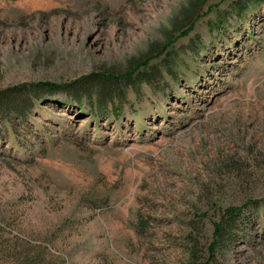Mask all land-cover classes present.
I'll return each instance as SVG.
<instances>
[{
    "label": "rangeland",
    "instance_id": "obj_1",
    "mask_svg": "<svg viewBox=\"0 0 264 264\" xmlns=\"http://www.w3.org/2000/svg\"><path fill=\"white\" fill-rule=\"evenodd\" d=\"M20 86L0 263L264 264V0H0V93Z\"/></svg>",
    "mask_w": 264,
    "mask_h": 264
},
{
    "label": "trees",
    "instance_id": "obj_2",
    "mask_svg": "<svg viewBox=\"0 0 264 264\" xmlns=\"http://www.w3.org/2000/svg\"><path fill=\"white\" fill-rule=\"evenodd\" d=\"M87 80L88 78H82L66 86V88H69V90H71L74 94L82 96L87 91ZM30 87L33 91L34 89L36 90V88L38 90L49 91L60 88L61 86L51 83H40L36 85H30L29 88ZM25 88V86H20L19 89L14 90L13 94L0 93V107H2V109L5 108L6 111L15 112V115L19 120L23 119L26 116V111L33 107L31 97L28 96V93L30 94L31 91L27 92ZM34 99H39V97L35 96ZM2 114L3 112H0V119L5 120L6 114L5 116H2ZM240 211L241 208H229L224 211L220 222L214 224L215 238H219L223 241L231 240L234 237V234L239 228V223L236 219H238L237 217L239 216ZM6 247L8 251L7 254L4 255V264H49L48 262H44L42 254L36 252L32 246H25L17 243L13 247Z\"/></svg>",
    "mask_w": 264,
    "mask_h": 264
}]
</instances>
